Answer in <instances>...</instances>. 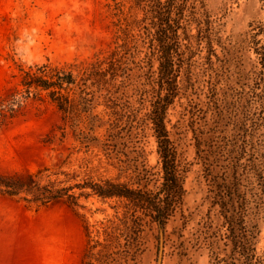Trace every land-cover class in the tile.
Segmentation results:
<instances>
[{
	"label": "rangeland",
	"instance_id": "1",
	"mask_svg": "<svg viewBox=\"0 0 264 264\" xmlns=\"http://www.w3.org/2000/svg\"><path fill=\"white\" fill-rule=\"evenodd\" d=\"M107 3L108 0H0V99L17 87L19 64L70 60L75 56L90 59L100 50L111 49L113 34L108 27ZM204 3L221 43H214L217 57L212 56L213 65L206 50L195 54L194 62L191 61L192 77L183 81L178 97L167 111L169 137L184 174L185 192L174 215L163 225L146 224L139 234L118 237L122 221L115 214L121 215L122 200L92 195L80 197L82 207L78 209L59 199L34 210L17 197L0 194V264H81L87 241L84 222L92 225L93 235L100 242H105V236L97 232L107 226L104 222L108 219L114 226L112 239L119 238L120 248L125 250L121 264H156L160 226L161 264H211L214 241L229 233L220 207L214 203L219 190L213 175L219 171L210 170L211 144L218 139L235 138L238 144L245 138L250 142L256 140V135L243 136L237 130L236 114L245 110L248 104L245 99L247 96L252 99L258 79L263 77L259 76L263 66L255 48L263 45L264 35H259V43L254 45L248 32L251 24L264 23V0H204ZM187 75L188 71L184 80ZM229 88L246 93L244 99L235 103L237 95L230 97ZM132 94V106L144 116L150 106L142 102V94ZM253 112L256 116L258 111ZM102 136L101 143L105 142ZM114 142L115 160L105 158L100 150H85L68 129L62 128L60 115L52 105L29 100L20 114L0 123V173L26 180L37 168L52 170L72 150L73 166L81 165L77 168L80 171L155 190L162 172L150 122L146 119L137 122L130 140ZM238 150L233 155L238 156ZM247 157L243 155L242 161ZM62 178L45 173L40 181ZM251 179L255 188L247 192L249 203L244 219L249 225L255 224L256 252L264 258L261 191L256 178ZM217 244L221 247L222 241ZM97 259L94 264L99 263Z\"/></svg>",
	"mask_w": 264,
	"mask_h": 264
},
{
	"label": "trees",
	"instance_id": "2",
	"mask_svg": "<svg viewBox=\"0 0 264 264\" xmlns=\"http://www.w3.org/2000/svg\"><path fill=\"white\" fill-rule=\"evenodd\" d=\"M106 6L108 27L113 34L112 48L106 52L100 50L90 59L75 56L28 66L19 64L17 87L0 99V123L20 114L29 100L46 102L59 113L62 128L70 131L79 147L100 150L105 158L115 160L113 152L117 143L112 142L130 140L136 123L146 119L157 139L160 184L149 190L103 174L95 177L87 170L77 169L81 165L73 166L71 150L55 168H37L26 180L0 173V194L17 197L34 210L59 199L78 209L82 207L79 198L92 195L122 200L121 215L115 214L122 221L118 237H129L133 232L139 234L146 224L150 227L165 224L182 204L184 174L169 137L167 111L178 97L183 81L192 77L191 61L194 62L195 54L206 50L213 65L212 56L217 57L214 43L220 45L221 37H217L204 0H108ZM250 26L248 39L258 44L257 37L264 35V23ZM255 49L263 66L259 76L263 77L258 79L252 99L249 96L245 99L248 103L245 110L236 115L237 130L243 136L256 135V140L250 142L245 138L238 144L235 138L218 139L211 144L210 170L219 171L213 175L219 190L214 203L219 205L224 224L229 227L228 234H221L214 241L211 264H264V258L256 252V226L244 219L249 203L247 192L255 188L252 177L260 188L259 205L264 212V43ZM186 71L187 80H184ZM132 92L142 94V102L150 106L144 116L132 106ZM228 95H237L235 103H240L246 93L230 89ZM252 110L258 111L256 116L255 112L251 114ZM100 131L104 132L103 136ZM101 136L106 143L100 142ZM237 148H240L238 156L233 155ZM246 154L248 157L242 161ZM45 173L63 178L42 183L40 178ZM75 189L77 193L73 192ZM104 223L107 226L97 232L105 236V242H100L93 235L92 225L84 222L87 241L81 264H94L97 257L98 264L103 261L121 264L125 250L120 248L119 238L112 239V220ZM218 241H222L221 247Z\"/></svg>",
	"mask_w": 264,
	"mask_h": 264
},
{
	"label": "water",
	"instance_id": "3",
	"mask_svg": "<svg viewBox=\"0 0 264 264\" xmlns=\"http://www.w3.org/2000/svg\"><path fill=\"white\" fill-rule=\"evenodd\" d=\"M159 250H158V255H157V262L156 264H161L162 261V238H163V234H162V227H159Z\"/></svg>",
	"mask_w": 264,
	"mask_h": 264
}]
</instances>
